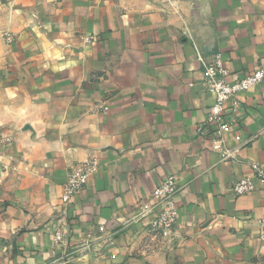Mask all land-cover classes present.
Returning a JSON list of instances; mask_svg holds the SVG:
<instances>
[{
    "label": "crops",
    "instance_id": "obj_1",
    "mask_svg": "<svg viewBox=\"0 0 264 264\" xmlns=\"http://www.w3.org/2000/svg\"><path fill=\"white\" fill-rule=\"evenodd\" d=\"M197 51L220 53L229 80L264 68V0H0V264L60 253L61 188L85 160L97 167L67 207L71 245L151 202L169 174L180 244L140 255L146 218L75 264H264V182L231 189L250 162L264 168V80L238 112L228 103L226 146L239 147L222 159L196 131L214 100Z\"/></svg>",
    "mask_w": 264,
    "mask_h": 264
},
{
    "label": "built area",
    "instance_id": "obj_2",
    "mask_svg": "<svg viewBox=\"0 0 264 264\" xmlns=\"http://www.w3.org/2000/svg\"><path fill=\"white\" fill-rule=\"evenodd\" d=\"M85 43L92 42L95 37L93 35L83 36ZM197 59L202 65L203 80L202 84L205 90L212 93L214 100L210 105L205 121L196 127V131L210 139V148L219 151L222 159H232L233 153L238 151V147L229 149L226 146V134L231 132V121L226 119V110L228 103L231 105V112L236 113L240 108L239 95L247 91L251 86L256 85L264 80V68L259 67L252 73H249L239 79L229 80L228 71L225 68L220 53L213 54L210 59L202 56L199 51L196 52ZM239 140V135L233 137ZM252 175L245 176L234 181L231 189L234 195H242L251 193L254 188V178H258L264 182V168L258 162L249 163ZM97 162L95 160H85L73 163L69 166L67 179L62 185L60 200L63 207L62 213L59 215L60 221H66L67 207L72 201L75 193L83 188L89 181V177L95 172ZM179 191L176 175H167L162 182L151 193V203H143L139 216L152 214L151 224L164 229V233L170 231L177 219L176 195ZM262 228L260 237L264 238V221L261 220ZM64 224V223H63ZM103 229V227H100ZM60 239V231L55 232V240ZM69 259L61 258L52 260L44 264H67Z\"/></svg>",
    "mask_w": 264,
    "mask_h": 264
},
{
    "label": "rangeland",
    "instance_id": "obj_3",
    "mask_svg": "<svg viewBox=\"0 0 264 264\" xmlns=\"http://www.w3.org/2000/svg\"><path fill=\"white\" fill-rule=\"evenodd\" d=\"M143 203H151V202L146 200L141 201L137 206V208L134 211L129 212L127 215H125L124 220H122L123 218L121 219V221L119 220V223L115 227L108 228L106 224L105 225L100 224L97 226L96 231L89 232L84 240L72 245L69 243V238H70L69 224L65 220L60 221L59 218V225L57 227V230L60 231V239L56 241L54 237V244L56 247L60 249V253L51 260H49L48 262L54 259L57 260L64 257L69 259L67 264H75L74 263L75 260L81 255L88 253L98 240L100 241L112 240L118 233L127 230V228L134 223L142 222V220L146 218H147V222L146 224H144L145 229L138 232V236H140L141 238L139 239V242L137 243V247L135 248V250H138L140 255L145 256V254L147 253L157 254L163 251L172 250L174 247L179 245L180 232L176 229L177 221L171 227L170 231L164 233V229L158 226H153L151 224L153 218L152 214H148L143 217L136 214L137 212L139 213ZM113 218L118 219L119 218L118 214L113 216ZM100 227H103V229H100ZM133 258L139 259V257L137 256L136 258L135 257ZM172 258H174L173 262L170 263L169 261V264H191L189 262L190 260H186V259L180 260L177 256H173ZM148 259H140V260L143 262V264H156L150 262ZM118 264H129V261L120 262ZM158 264H163V263H158ZM202 264H212V262L211 263L202 262ZM225 264H235V263H225Z\"/></svg>",
    "mask_w": 264,
    "mask_h": 264
}]
</instances>
